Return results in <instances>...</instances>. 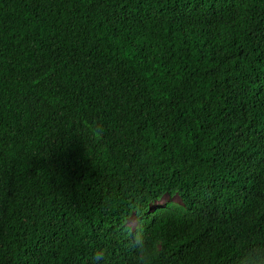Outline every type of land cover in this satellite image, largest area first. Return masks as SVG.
<instances>
[{
  "label": "trees",
  "instance_id": "16d2710c",
  "mask_svg": "<svg viewBox=\"0 0 264 264\" xmlns=\"http://www.w3.org/2000/svg\"><path fill=\"white\" fill-rule=\"evenodd\" d=\"M132 216L151 264L264 244V0H0V264H133Z\"/></svg>",
  "mask_w": 264,
  "mask_h": 264
},
{
  "label": "clouds",
  "instance_id": "9594fccd",
  "mask_svg": "<svg viewBox=\"0 0 264 264\" xmlns=\"http://www.w3.org/2000/svg\"><path fill=\"white\" fill-rule=\"evenodd\" d=\"M128 247L135 255L133 264H151L155 253L148 246V238L141 225L136 222L127 225ZM107 253L98 249L92 256V264H106ZM239 264H264V244H257L241 253Z\"/></svg>",
  "mask_w": 264,
  "mask_h": 264
},
{
  "label": "rangeland",
  "instance_id": "374dc122",
  "mask_svg": "<svg viewBox=\"0 0 264 264\" xmlns=\"http://www.w3.org/2000/svg\"><path fill=\"white\" fill-rule=\"evenodd\" d=\"M162 200H163V201H166V200H167V196H163V197H162ZM176 200H177V198H176ZM163 201H160V202H158V203H162ZM132 222H136V223H137V218L134 217V216H132V217L129 219V223H132Z\"/></svg>",
  "mask_w": 264,
  "mask_h": 264
}]
</instances>
